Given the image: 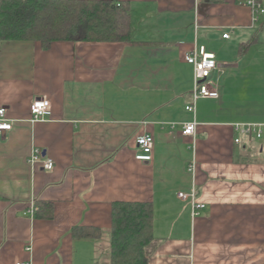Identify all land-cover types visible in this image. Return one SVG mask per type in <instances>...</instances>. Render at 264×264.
I'll return each mask as SVG.
<instances>
[{
    "label": "crops",
    "instance_id": "crops-1",
    "mask_svg": "<svg viewBox=\"0 0 264 264\" xmlns=\"http://www.w3.org/2000/svg\"><path fill=\"white\" fill-rule=\"evenodd\" d=\"M106 1L127 4L131 42L0 40V108L12 124L0 137V264H109L117 201L151 203L149 264H264V136L232 129L264 130V16L251 25L248 0ZM200 47L222 84L218 100L187 112L194 70L183 54ZM36 100L51 110L32 123ZM145 134L149 162L135 159ZM34 149L51 171L31 166ZM190 191L205 206L197 217L177 198ZM37 201L52 204L51 219L34 215ZM76 227L100 234L76 238Z\"/></svg>",
    "mask_w": 264,
    "mask_h": 264
},
{
    "label": "trees",
    "instance_id": "trees-1",
    "mask_svg": "<svg viewBox=\"0 0 264 264\" xmlns=\"http://www.w3.org/2000/svg\"><path fill=\"white\" fill-rule=\"evenodd\" d=\"M0 40L38 42L42 49L56 42H131L129 9L106 0H0ZM254 42L240 44L239 54ZM35 208L37 218H52L51 203L37 201ZM110 215L109 264H149L144 250L153 238L151 203L117 201ZM71 234L86 239L100 232L76 227Z\"/></svg>",
    "mask_w": 264,
    "mask_h": 264
},
{
    "label": "built area",
    "instance_id": "built-area-1",
    "mask_svg": "<svg viewBox=\"0 0 264 264\" xmlns=\"http://www.w3.org/2000/svg\"><path fill=\"white\" fill-rule=\"evenodd\" d=\"M202 0H195L201 2ZM247 6L251 13V25H256L260 21V17L264 16V0H248ZM224 39L229 38V34L222 36ZM185 63L191 65L194 70L193 88L190 93V100L185 106V111L194 112L195 103L201 99H219V91L217 82L213 81L212 74L217 70V63L215 56L200 47L197 50H191L183 54ZM51 106L45 100H36L30 105V121L39 122L43 121L44 117L50 113ZM12 124L5 117V110L0 108V137L4 132L11 130ZM234 132H238L245 136H254L259 139L264 136L263 125L260 124H234L232 125ZM195 131V124H186L182 130V135L185 137H193ZM137 152L135 159L141 162H149L151 160V151L153 147L152 137L145 134L136 139ZM235 144L240 143L239 138L234 139ZM28 162L31 166L39 165L45 171L53 169V161L45 157L42 152L37 149L32 150ZM188 172L194 174V163L188 167ZM177 198L181 201H191V215L192 217L199 216V212L204 209V205L194 201V192H179ZM34 208H30L32 213ZM16 264H29L26 262H18Z\"/></svg>",
    "mask_w": 264,
    "mask_h": 264
},
{
    "label": "rangeland",
    "instance_id": "rangeland-1",
    "mask_svg": "<svg viewBox=\"0 0 264 264\" xmlns=\"http://www.w3.org/2000/svg\"><path fill=\"white\" fill-rule=\"evenodd\" d=\"M263 38H264V36H263ZM240 64H242V66H243V72H242L241 76H244L245 75V68L247 67V65L244 62L240 63ZM213 81L217 82V86L222 84V82H221L222 80H217V78H215V80H213Z\"/></svg>",
    "mask_w": 264,
    "mask_h": 264
}]
</instances>
